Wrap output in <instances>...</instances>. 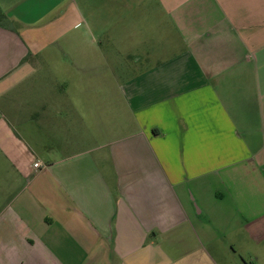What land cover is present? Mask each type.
<instances>
[{
	"label": "crops",
	"instance_id": "1",
	"mask_svg": "<svg viewBox=\"0 0 264 264\" xmlns=\"http://www.w3.org/2000/svg\"><path fill=\"white\" fill-rule=\"evenodd\" d=\"M104 1L143 17L120 37L149 67L99 78L124 133L38 75V5L0 0V264H264V0Z\"/></svg>",
	"mask_w": 264,
	"mask_h": 264
},
{
	"label": "rangeland",
	"instance_id": "2",
	"mask_svg": "<svg viewBox=\"0 0 264 264\" xmlns=\"http://www.w3.org/2000/svg\"><path fill=\"white\" fill-rule=\"evenodd\" d=\"M31 2L36 3L38 9L32 15L19 17L23 22L30 19L32 23L28 24L27 28L32 30L30 32L37 39L38 45L31 53L36 51L35 56H38L39 63H41L40 59L44 63L38 65V75H45V80L51 82L54 80L55 87L57 85L58 88L61 86L64 88V82L67 84L71 102L85 111L83 118L86 124L96 121L94 113L87 112L90 111V107L96 108L97 105L100 108L97 110L100 112L97 113V121H102L104 127L119 126L120 133L130 131L125 96L121 91H115L116 86L113 92L108 91L106 81L99 82V78L109 80L113 76L116 78L114 83L120 84L127 77L149 67L141 62H133L137 60L139 52L134 58L130 56L127 60L123 51L125 44L136 43L131 38L139 36L137 33L139 28H132L128 24L129 20H136L137 23L143 19L142 16L135 15L137 6H134L131 14L134 16L131 17L126 11L111 23L110 3L104 0H31ZM40 11L45 15L39 19ZM19 12L20 9L16 8L13 13L18 15ZM102 17L108 25L111 23V27L100 34L95 27V21ZM16 25L18 26L17 23ZM122 27L128 32L130 29L132 31L137 29V32L128 33L123 38L125 41L123 42L120 37L124 29ZM108 31L110 33L107 35ZM113 39L117 47L115 49H113ZM111 50L119 62L113 65H100L98 59L101 56L112 58ZM31 53H29L30 57L33 55ZM152 60L153 58L150 57V61Z\"/></svg>",
	"mask_w": 264,
	"mask_h": 264
},
{
	"label": "trees",
	"instance_id": "3",
	"mask_svg": "<svg viewBox=\"0 0 264 264\" xmlns=\"http://www.w3.org/2000/svg\"><path fill=\"white\" fill-rule=\"evenodd\" d=\"M7 17L4 13H2V11L0 10V24H5L7 23Z\"/></svg>",
	"mask_w": 264,
	"mask_h": 264
},
{
	"label": "built area",
	"instance_id": "4",
	"mask_svg": "<svg viewBox=\"0 0 264 264\" xmlns=\"http://www.w3.org/2000/svg\"><path fill=\"white\" fill-rule=\"evenodd\" d=\"M33 165H34L35 167H39V166H40V164L37 163V162H35Z\"/></svg>",
	"mask_w": 264,
	"mask_h": 264
}]
</instances>
